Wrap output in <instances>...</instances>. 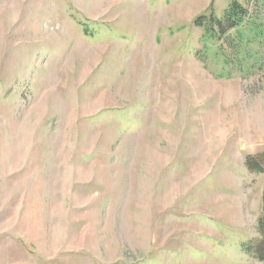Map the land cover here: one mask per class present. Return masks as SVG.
<instances>
[{
    "label": "rangeland",
    "instance_id": "rangeland-1",
    "mask_svg": "<svg viewBox=\"0 0 264 264\" xmlns=\"http://www.w3.org/2000/svg\"><path fill=\"white\" fill-rule=\"evenodd\" d=\"M0 0V264H264V0Z\"/></svg>",
    "mask_w": 264,
    "mask_h": 264
},
{
    "label": "trees",
    "instance_id": "trees-1",
    "mask_svg": "<svg viewBox=\"0 0 264 264\" xmlns=\"http://www.w3.org/2000/svg\"><path fill=\"white\" fill-rule=\"evenodd\" d=\"M248 17V8L243 6L238 0H232L221 18L211 12L209 16L202 15L198 17L195 21V26L203 28L211 37L223 39L230 31L239 29ZM245 160V165L249 171L264 173V152L249 155ZM258 232L259 237L245 244L243 250L259 262H264V192L262 216L258 221Z\"/></svg>",
    "mask_w": 264,
    "mask_h": 264
}]
</instances>
